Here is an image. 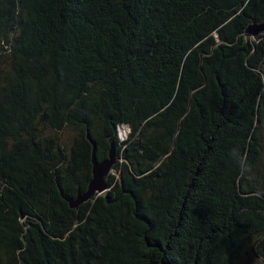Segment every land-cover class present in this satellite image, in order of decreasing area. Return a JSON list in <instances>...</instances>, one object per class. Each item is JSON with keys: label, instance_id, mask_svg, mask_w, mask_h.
Returning a JSON list of instances; mask_svg holds the SVG:
<instances>
[{"label": "trees", "instance_id": "trees-1", "mask_svg": "<svg viewBox=\"0 0 264 264\" xmlns=\"http://www.w3.org/2000/svg\"><path fill=\"white\" fill-rule=\"evenodd\" d=\"M263 22L264 0H0V264L264 257ZM89 139L117 176L70 208Z\"/></svg>", "mask_w": 264, "mask_h": 264}, {"label": "water", "instance_id": "water-1", "mask_svg": "<svg viewBox=\"0 0 264 264\" xmlns=\"http://www.w3.org/2000/svg\"><path fill=\"white\" fill-rule=\"evenodd\" d=\"M263 31H264V22L249 26L246 29L245 34L246 36L254 37ZM90 142L92 144V178L88 184L87 189L84 192L78 190L76 198L66 199L70 208H78L80 205L91 200L96 195H102L104 192L108 190L105 180L106 177L109 174H111V172L113 171V167L117 160L114 148L111 147L108 154V158L106 160L98 162L95 155L96 145L91 140ZM263 253H264V247H263Z\"/></svg>", "mask_w": 264, "mask_h": 264}, {"label": "rangeland", "instance_id": "rangeland-1", "mask_svg": "<svg viewBox=\"0 0 264 264\" xmlns=\"http://www.w3.org/2000/svg\"><path fill=\"white\" fill-rule=\"evenodd\" d=\"M126 135H127V133H126ZM111 174L117 176L115 170L112 171ZM241 264H264V257L259 255V254H256V255H244L242 257V259H241Z\"/></svg>", "mask_w": 264, "mask_h": 264}, {"label": "bare ground", "instance_id": "bare-ground-1", "mask_svg": "<svg viewBox=\"0 0 264 264\" xmlns=\"http://www.w3.org/2000/svg\"><path fill=\"white\" fill-rule=\"evenodd\" d=\"M119 133H120L121 138H124L127 133L126 128H120Z\"/></svg>", "mask_w": 264, "mask_h": 264}]
</instances>
